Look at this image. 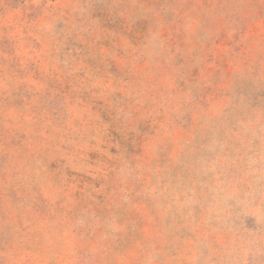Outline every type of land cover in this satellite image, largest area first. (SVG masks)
<instances>
[{"label": "rangeland", "instance_id": "rangeland-1", "mask_svg": "<svg viewBox=\"0 0 264 264\" xmlns=\"http://www.w3.org/2000/svg\"><path fill=\"white\" fill-rule=\"evenodd\" d=\"M0 264H264V0H0Z\"/></svg>", "mask_w": 264, "mask_h": 264}]
</instances>
